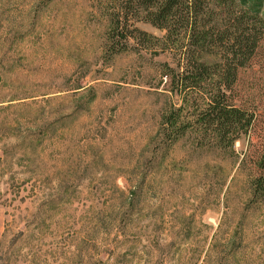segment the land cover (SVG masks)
Wrapping results in <instances>:
<instances>
[{
	"label": "rangeland",
	"instance_id": "374dc122",
	"mask_svg": "<svg viewBox=\"0 0 264 264\" xmlns=\"http://www.w3.org/2000/svg\"><path fill=\"white\" fill-rule=\"evenodd\" d=\"M234 6L262 36L235 92L256 128L231 144L140 9L0 0V264H264V0Z\"/></svg>",
	"mask_w": 264,
	"mask_h": 264
},
{
	"label": "trees",
	"instance_id": "16d2710c",
	"mask_svg": "<svg viewBox=\"0 0 264 264\" xmlns=\"http://www.w3.org/2000/svg\"><path fill=\"white\" fill-rule=\"evenodd\" d=\"M220 1L124 0V9L131 14L140 9L147 22L166 32L162 50L173 51L178 67V71L166 73L171 87L183 96L184 104L194 97L200 127H210L220 141L232 144L241 135L251 137L256 128L254 113L237 104L235 92L240 71L251 65L256 55L262 30L252 24L247 10L236 11L234 0L222 5ZM125 15H114V42L127 41ZM134 34L148 37L136 28L131 30L136 39ZM205 54L215 55L219 61L205 63L201 60Z\"/></svg>",
	"mask_w": 264,
	"mask_h": 264
}]
</instances>
